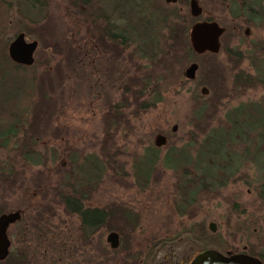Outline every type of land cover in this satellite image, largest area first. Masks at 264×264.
Segmentation results:
<instances>
[{
  "label": "rangeland",
  "instance_id": "rangeland-1",
  "mask_svg": "<svg viewBox=\"0 0 264 264\" xmlns=\"http://www.w3.org/2000/svg\"><path fill=\"white\" fill-rule=\"evenodd\" d=\"M114 1L118 0H45L49 17L44 20L39 18L35 22L34 17L26 14L23 7L20 9L16 6L17 0H10L5 21L8 31L0 37V65L10 61L6 58L5 41L18 30L25 32L29 39L37 41L33 62L36 73L42 74L45 95L42 107L48 117L38 142L41 146L54 144L57 149L62 150V142L66 137L68 146L75 149L79 163L86 153L98 155L101 139L99 117L107 103L119 99L118 86L122 79L129 75L140 77L148 72L157 77L158 91L162 93L163 100L137 117L127 114L132 125L131 131L124 130L121 123L113 138L114 146L122 151L116 156L123 162L127 173L123 178L124 183L121 179H118L119 182L114 181V177L112 179L104 172L90 199L84 202L89 207H104L114 203L119 209L131 212L135 216L136 225L130 228L121 223V220H115L107 228L99 229L89 243H81L76 219L65 215L56 203L54 188L57 187L59 174L53 172V163L47 161L49 168H42L18 162L15 168L23 171V184L7 191L0 187V201L5 203V211L17 208L23 210V218L8 231V235L10 232H20L17 237L12 236L13 244L33 256L25 255V264H141L149 242L161 238L165 242L156 248L149 264H187L196 252L204 248L203 244L212 239L227 244L225 252L230 253L240 252L248 244L261 247L264 245V200L258 197V186L264 185V143L254 138L253 129L245 130L249 141L243 140L242 143L235 139L230 145L226 144L229 156H223L224 153L222 155L221 152L214 154L212 178L207 174L210 170H204L200 178L213 179L222 185L215 187L217 193L200 192L195 201L187 205L184 215L177 214L174 207L184 197L182 191H177L178 188L175 187L179 174L165 160V154L170 157L168 148L172 146L182 148L184 154L191 158L195 156L193 149L200 143L203 135L195 130L194 141H191L187 132L192 130L189 119L193 118L194 107L203 101H210L213 107L216 106L213 102L217 99L221 101L216 106L217 111L213 113L212 119L207 121L208 126L216 130H223L229 125L225 122V113L240 103L258 100L264 107V74H260V70H264V52H260L262 48L252 51V58L235 57L229 50L227 54L224 52L229 48L243 55L248 40H257L255 45L264 48V23L256 21L250 38L246 39L241 34L243 15H231L226 6L227 0H197L202 9V14L197 19L212 17L213 21L223 27L219 51L211 55L203 53L183 58L171 67H157L153 60L166 58L160 52L163 48V29L157 25V42L155 45V41L152 42L155 48H152L151 54L146 37H135L132 28L134 18L120 16L119 1L117 4ZM187 1L181 4L186 12ZM87 2L91 6L89 9ZM158 4L164 5L163 0H148L145 4L147 13L153 11L152 8ZM68 11L70 15L67 14ZM88 12L93 16L99 12L102 27L106 25L105 13L109 26L120 27L129 37L127 47L117 53L114 49H102L99 45L90 46L95 50L84 58V50L88 46L82 41L85 28L83 18ZM74 29H77L76 33L73 32ZM71 38L75 39L71 45L65 42ZM55 39L60 49L54 56L51 47ZM50 57L52 59L48 64H40ZM236 59L238 62L235 64ZM130 60L134 62L133 67L128 63ZM190 62L197 64V70L195 78L187 80L183 78L182 72ZM237 75L240 78L236 81ZM174 82L175 86L179 82L182 84L173 87L171 84ZM200 86L207 88L206 94L199 93ZM215 87L218 91L213 95L212 89ZM199 95L203 97L198 98ZM37 100L38 98L36 102ZM132 109L131 105L125 112ZM31 119L32 114H27L25 122L28 123ZM173 125L174 131L171 130ZM55 126L61 128L60 133L52 132ZM157 133L165 136V142L157 148L147 186L139 190L132 185V172L136 164L144 162L148 154L147 148L153 146V138ZM4 154V151H0V159H4ZM226 159H231L229 166L224 164L223 167L228 176L225 179L219 178L215 174L222 171L216 168ZM58 161L63 167H70L64 155H60ZM36 170H41L40 173L37 172V176L44 179L41 180L40 187L45 193L40 195L33 187ZM187 170L190 174L194 171L189 165ZM72 172L73 175L77 174L75 169ZM74 177H71L72 181ZM209 222L214 223L213 232L207 228ZM110 231L116 232L119 239L114 250L105 241V236ZM136 252L138 257L135 261H128L124 257Z\"/></svg>",
  "mask_w": 264,
  "mask_h": 264
},
{
  "label": "trees",
  "instance_id": "trees-1",
  "mask_svg": "<svg viewBox=\"0 0 264 264\" xmlns=\"http://www.w3.org/2000/svg\"><path fill=\"white\" fill-rule=\"evenodd\" d=\"M9 1L0 0V37L7 26L5 21ZM118 1L119 7H121L119 15L134 18L132 28L135 31V37L138 39H145L146 37L147 46L151 54L152 48H155L154 45L157 42L155 39L157 25L163 29V48L160 49V52L166 58L153 60L155 61L154 64L157 63V67L159 65L171 67L173 63L180 62L183 58L188 59L190 56L195 57L199 55L190 49L187 40L189 26L199 18L191 17L188 11L186 12L182 9L181 4H185L187 0H176L175 3H164L163 1L164 5L158 4L157 7L152 8L153 11L148 13L146 11L147 6L145 5L148 0ZM17 2L16 6L20 7V9L23 7L26 14L34 17L35 22L39 18L44 20L49 17L47 16L45 0H17ZM86 6L91 8L90 4H86ZM67 14L70 15V12L68 11ZM85 14L89 17L91 16L90 14ZM104 20L106 25L99 27L101 33V44L99 42V46L102 49H114L119 53L129 44V37L124 34V31L120 27L109 26L105 13ZM205 20H213V18L207 17ZM73 32L76 33L77 29H74ZM72 40L75 39H66L65 42L71 45ZM152 42H154L153 46ZM41 43L43 44L44 42L41 41ZM52 45L51 53L53 55L54 52L55 56V53H58L60 49V45L57 41L52 42ZM94 50L93 48H89V52H94ZM224 52L227 54L228 50H224ZM86 53L87 50L85 49L84 58L87 56ZM205 54L211 55V52H205ZM51 59V57L47 58V60L42 61L40 64H48ZM237 62L238 59H236L235 64ZM128 63L130 66H134V62L131 60ZM35 69L34 62L30 65H21L9 61L0 65V151L5 152L3 155L4 159H0L1 189L3 188V191H7L11 190L14 186L16 187V185L23 184V171L15 168L18 162L21 165L27 164L28 166L49 168L46 164L47 161H50L54 166V169L52 168L53 172L56 175L59 174L56 181L57 187L54 188L56 203L59 204L65 215L76 219V229L81 243H89L99 229L107 228L115 220H121V223L124 225L134 228L136 225L135 216L128 210L119 209L120 207L114 203L104 207H89L84 205V202L90 199L91 193L97 188L101 175L104 172L110 175L112 179L115 178L114 181L121 179V182L124 183L123 178L127 173L124 171L123 162L116 156L121 154L122 151L114 146L113 138L121 123H123L124 130L131 131L132 125L129 122L130 119L126 117L127 114L137 117L141 112L154 107L156 103L163 100L162 93L158 91L157 77L148 72L140 77L129 75L122 79L119 84L120 86H118L120 90L119 99L107 103L99 117L101 139L99 141L98 155L86 153L81 157V162L79 163L77 161L78 155L75 149L68 146L66 137L62 142V150L57 149L54 144L41 146L38 142L39 134L44 132L48 117L45 116L44 107H42V100L45 99L42 88L44 83L42 81V74H37ZM183 78L187 79L184 76ZM239 78V75H237L235 80L237 81ZM179 84L182 83H176L175 86L174 82L171 85L177 87ZM200 84L204 83L200 82ZM243 85L244 87L246 86L245 84ZM262 86L264 87L263 84ZM217 91V87L213 88L212 94H217ZM221 96L223 95L221 94ZM197 97L202 98L203 96L199 95ZM36 98H38L37 102ZM213 103H216L214 105L217 106L221 104V101L217 99ZM131 105L133 106L132 111L126 113L125 109ZM212 105L210 101H203L197 104L193 109V118L189 119L192 130L187 132L189 135L188 139L194 141L195 130H198V133L203 135L200 143L193 149L195 156L191 158L190 155L184 154L182 148L172 146L168 148L170 157L165 154V160L179 174L175 187L178 188L177 191L180 189L184 195L178 203L174 204L176 213L179 215L186 213L187 205L193 203L195 197H198L200 192L217 193L215 187L222 185L221 182H214L213 179L200 178V174L204 173V170H210L211 172L207 174L212 178V168L214 166L212 164L214 161L212 157L214 154L221 152L222 155L224 153L223 156H229V148L226 147V144L230 145L235 139L242 143L243 140L249 141L248 134L245 131L248 129H253L254 138L264 143V107L260 101L240 103L228 110L225 113L224 119L229 125L223 130H216V128L208 126L207 121L211 120L214 115L213 113L217 111V107H213ZM27 114H32V119L28 123L25 122ZM57 131L60 133L61 128L55 126L52 132L55 134ZM157 148L154 144L153 146H148V154L144 158V162L136 164L134 167L132 185L137 186L139 190L147 186L149 175L154 168ZM60 155L66 157L68 166H70L69 168L67 166L63 167L62 163L58 161ZM230 160L226 159L219 167L217 166L216 170L222 171L215 174L217 177L227 178L228 175L224 172L225 169L223 167L229 166L228 162ZM198 164L202 165L199 166ZM188 165L194 170L191 174L187 170ZM73 169L77 171V174L73 175ZM38 171L40 173L41 170ZM38 171L36 170V175L33 179V187L40 195L44 194L45 190L40 187V182L44 179L37 176ZM72 176H75L73 181L71 179ZM210 189H214V191H210ZM258 197L264 200V185L258 186ZM6 209L5 203L0 201V213ZM216 236L220 237L218 234ZM162 242H165V239H152L149 242L148 251L144 254L141 264H149L156 252V248ZM203 246L204 248H213L223 254L228 249L227 244L221 240L217 241L213 239L204 243ZM241 252L257 257L264 264V245L256 248L255 245L248 244ZM124 257L128 261H135L138 253H128ZM0 264L5 263L0 262Z\"/></svg>",
  "mask_w": 264,
  "mask_h": 264
},
{
  "label": "water",
  "instance_id": "water-1",
  "mask_svg": "<svg viewBox=\"0 0 264 264\" xmlns=\"http://www.w3.org/2000/svg\"><path fill=\"white\" fill-rule=\"evenodd\" d=\"M164 3H175L176 0H163ZM188 14L191 17H199L202 13V9L197 0L187 1ZM223 32V27L218 25L213 20H195L189 26L187 30V40L190 49L200 54L204 51L215 53L219 48V37ZM36 42H25L22 38V34L9 43L7 46V55L9 59L17 64L30 65L33 61L32 53L35 49ZM197 69L195 62H190L183 69V76L187 79H192ZM200 93L205 94L207 92L204 86L200 87ZM175 125L171 127L174 131ZM165 142V136L157 133L154 135L153 144L160 146ZM20 214L18 211H9L0 213V260L3 259L7 253L8 239L6 236V228L8 224L18 220ZM207 228L213 232L214 223L209 222ZM105 241L108 246L114 249L118 245V236L114 231H110L105 236ZM187 264H262V262L255 256L248 255L241 252H225L224 254L213 249L203 248L196 252Z\"/></svg>",
  "mask_w": 264,
  "mask_h": 264
},
{
  "label": "flooded vegetation",
  "instance_id": "flooded-vegetation-1",
  "mask_svg": "<svg viewBox=\"0 0 264 264\" xmlns=\"http://www.w3.org/2000/svg\"><path fill=\"white\" fill-rule=\"evenodd\" d=\"M114 2H116V1H114ZM88 4L89 3L87 2V5ZM226 6H227V9H228V11H229V13L231 15H233L235 13H239V14L243 15V17H242V25L243 26H242V29H241V34L246 39L250 38L252 28L255 27L256 21L260 20V22L264 23V0H227ZM97 9H98V11H100L99 8H97ZM98 13H97V15L93 16L90 12H88L87 14L88 15L90 14L91 16L90 17L87 16V15L85 16V28H84L83 34H82V39H83L82 41L84 42V44L86 46H88L87 49H86L87 50L86 55L89 54V47L90 46L91 47H96V46L99 45V42L101 44V37H100L101 33L99 31V27L101 26L100 25V21L102 19L98 16ZM7 31H8V27L5 29L4 32H7ZM18 34H22V38H23V40L25 42L35 41L36 42L35 48L37 46V41L36 40L29 39L28 36L25 34V32H23L22 30H18L17 32H15L11 36L10 39H8V41H5V42H7L6 43V56H7L6 58H8V59H9V57L7 55V46L9 45L10 42H12L18 36ZM219 39H220V37H219ZM56 41H57V39H55L53 42H56ZM256 42H257V40L256 41L255 40L254 41L248 40L247 47L244 50V53H242L243 55H241V53L239 51H232L229 48L227 50H229L230 53L235 55V57L252 58V57H250L252 51L255 52V51H258L260 48H262L260 52H262V51L264 52V48L263 47H258L257 45H255ZM219 49H220V43H219L218 51H219ZM34 51H35V49L33 50L32 58H34L33 57L34 56ZM205 52H208V51H204V52H202L200 54H203ZM217 52L211 53V54H216ZM257 53H259V52H257ZM195 73H196V71H195ZM195 73H194V77L192 79L195 78ZM260 74L261 75L264 74V70L263 69L260 70ZM244 76L247 77V74L244 73ZM192 79H189V80H192ZM199 90H200V88H199ZM206 90H207V88H206ZM199 93H200V91H199ZM15 210L19 212L20 218L18 220L14 221V222L8 224V226L6 228V236H7V239H8L7 253H6L5 257L0 260V262H4L5 264H25V261H24L25 260V255H27L28 257H32L33 258V256L31 254L23 251V249L20 248V247H15V245L13 244L12 236L17 237L18 236L17 233L19 231L16 232V233L10 232V234L8 235V231H9L10 227L13 226L14 224L20 222V220L23 218V210H21V209H15ZM15 210H12V211H15ZM4 212H9V211H4ZM1 213H3V212H1ZM19 235H20V232H19ZM9 237H11V238H9ZM118 242H119V239H118ZM242 250H244V247L242 248ZM241 253H243V252H241Z\"/></svg>",
  "mask_w": 264,
  "mask_h": 264
}]
</instances>
